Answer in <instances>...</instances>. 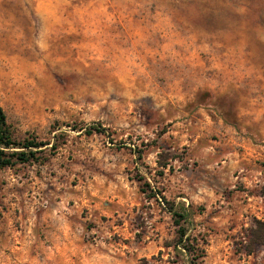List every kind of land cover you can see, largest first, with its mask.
<instances>
[{
  "label": "rangeland",
  "instance_id": "374dc122",
  "mask_svg": "<svg viewBox=\"0 0 264 264\" xmlns=\"http://www.w3.org/2000/svg\"><path fill=\"white\" fill-rule=\"evenodd\" d=\"M0 107V264H264V0H0Z\"/></svg>",
  "mask_w": 264,
  "mask_h": 264
},
{
  "label": "trees",
  "instance_id": "16d2710c",
  "mask_svg": "<svg viewBox=\"0 0 264 264\" xmlns=\"http://www.w3.org/2000/svg\"><path fill=\"white\" fill-rule=\"evenodd\" d=\"M92 130L97 131L98 127L89 126L87 133L90 134ZM47 143L36 140L34 136H18L7 122L5 112L0 107V168L12 167L16 164H24L39 159L45 160L47 157L43 155L44 149L42 147ZM170 211L177 226V240L173 248L183 250L189 256L188 264H203L205 239L187 233V229L181 224V222L187 221L186 212L173 209Z\"/></svg>",
  "mask_w": 264,
  "mask_h": 264
},
{
  "label": "crops",
  "instance_id": "0c3cea01",
  "mask_svg": "<svg viewBox=\"0 0 264 264\" xmlns=\"http://www.w3.org/2000/svg\"><path fill=\"white\" fill-rule=\"evenodd\" d=\"M253 150H254V149H253ZM248 153H249V152H248ZM257 154H258V153H255V156H257ZM250 155H252V153H251V152H250ZM253 155H254V153H253ZM241 156H242V157H246V155H245V154H242Z\"/></svg>",
  "mask_w": 264,
  "mask_h": 264
}]
</instances>
